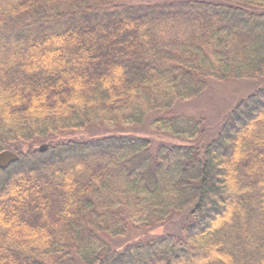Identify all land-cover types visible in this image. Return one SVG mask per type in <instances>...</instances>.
<instances>
[{"label":"trees","instance_id":"16d2710c","mask_svg":"<svg viewBox=\"0 0 264 264\" xmlns=\"http://www.w3.org/2000/svg\"><path fill=\"white\" fill-rule=\"evenodd\" d=\"M4 151L0 264H264V0H0Z\"/></svg>","mask_w":264,"mask_h":264},{"label":"rangeland","instance_id":"374dc122","mask_svg":"<svg viewBox=\"0 0 264 264\" xmlns=\"http://www.w3.org/2000/svg\"><path fill=\"white\" fill-rule=\"evenodd\" d=\"M254 84L255 83H240V84H231L227 86L226 85L220 86L219 90L213 93V96H210L209 98H206L205 100H201L199 102H195V103L191 102V104L186 105L187 109L190 113L194 115L203 114L206 117V122L210 127V129L216 128L217 124L220 123L223 115H225V113L229 111L228 106L233 104L235 99L246 96L247 93L254 86ZM124 130H132V129L124 127ZM92 133L100 134L103 132L93 130ZM146 133L144 131L140 135H144ZM151 134L157 137V135H154L152 131L148 135ZM83 135H87V134L72 133L68 135L67 138H73V137L78 138V137H82ZM162 138L164 139L165 137L162 136ZM158 233L164 234L162 230H158Z\"/></svg>","mask_w":264,"mask_h":264},{"label":"water","instance_id":"95a60500","mask_svg":"<svg viewBox=\"0 0 264 264\" xmlns=\"http://www.w3.org/2000/svg\"><path fill=\"white\" fill-rule=\"evenodd\" d=\"M47 149L46 145H43L40 147L41 151H44ZM19 160L18 154L12 152V151H4L0 153V168L5 169L9 167L12 163H15Z\"/></svg>","mask_w":264,"mask_h":264}]
</instances>
